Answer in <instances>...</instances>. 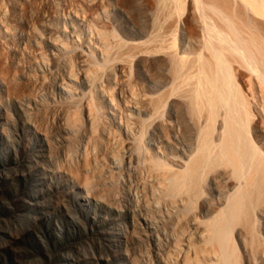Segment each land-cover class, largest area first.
Returning <instances> with one entry per match:
<instances>
[{"label":"rangeland","instance_id":"rangeland-1","mask_svg":"<svg viewBox=\"0 0 264 264\" xmlns=\"http://www.w3.org/2000/svg\"><path fill=\"white\" fill-rule=\"evenodd\" d=\"M102 1L106 16L84 0H32L54 28L47 33L36 24V34L23 0L3 1L0 264H182L184 254L193 255L191 245L200 243L191 224L207 218L199 203L161 197L151 180L152 161L173 166L186 151L175 117L163 106L158 117L174 129H152L153 114L135 107L118 89L122 78L107 71L126 58V77L136 78L147 94L170 87L137 76V58L116 52L115 44L143 37L136 28L137 0ZM174 14L178 25L165 39L179 49L186 12L179 6ZM100 30L109 38V58L98 50ZM49 41L61 44V52ZM80 55L93 75L89 84L78 73ZM63 110L75 118L72 127L60 121ZM112 139L116 157L100 146ZM132 143L140 148L133 151ZM85 151L91 157L83 165Z\"/></svg>","mask_w":264,"mask_h":264},{"label":"bare ground","instance_id":"bare-ground-1","mask_svg":"<svg viewBox=\"0 0 264 264\" xmlns=\"http://www.w3.org/2000/svg\"><path fill=\"white\" fill-rule=\"evenodd\" d=\"M3 1L0 21L6 15ZM31 1L23 0V4L34 34L36 24L51 33L53 26L42 20ZM84 2L96 5L106 16L102 0ZM136 6L137 32L145 38L115 44L116 52L137 58V76L170 87L157 95L147 94L136 78L126 77V58L107 71L122 78L118 89L135 107L153 114L152 129H174L171 122L158 117L166 105L167 115L175 117L185 141L186 151L172 160L173 166L155 159L151 171L156 194L198 202L200 214L207 216L203 221L193 218L200 243H191L193 255L184 254L182 264H264V0H149L146 7L137 0ZM179 6L186 12L185 28L175 49L165 38L178 25L174 11ZM89 17L97 18L94 12ZM99 37L98 50L109 58L106 31L100 30ZM49 45L56 52L63 48L50 41ZM78 68L80 79L89 84L93 75L82 55ZM107 98L112 103V97ZM95 106L101 108L99 103ZM74 119L62 111L64 126L72 127ZM133 123L139 122L134 119ZM100 146L116 157V139ZM131 148L137 151L140 145L132 143ZM89 156L83 153V165Z\"/></svg>","mask_w":264,"mask_h":264}]
</instances>
